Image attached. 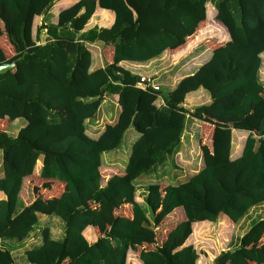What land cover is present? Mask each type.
Returning <instances> with one entry per match:
<instances>
[{"label": "trees", "instance_id": "16d2710c", "mask_svg": "<svg viewBox=\"0 0 264 264\" xmlns=\"http://www.w3.org/2000/svg\"><path fill=\"white\" fill-rule=\"evenodd\" d=\"M58 1L0 0V63L24 56L0 74V121L27 118L16 135L0 127V264H198L193 224L216 222L232 230L213 264H264V0H74L54 20ZM98 8L113 21L97 23ZM213 17L229 41L174 84H164L160 63L139 65L186 53ZM142 76L160 88L142 86ZM107 98L103 112L116 117L97 132L92 121ZM131 126L139 135L128 163L103 183V154ZM194 140L203 165L187 175L179 169ZM25 177L39 181L35 192L57 181L56 200L28 205ZM137 190L130 215L114 213ZM177 210L182 219L160 241Z\"/></svg>", "mask_w": 264, "mask_h": 264}, {"label": "rangeland", "instance_id": "374dc122", "mask_svg": "<svg viewBox=\"0 0 264 264\" xmlns=\"http://www.w3.org/2000/svg\"><path fill=\"white\" fill-rule=\"evenodd\" d=\"M215 20L216 19L214 17L212 19L208 18L207 21L201 25V28L197 32H195L192 35V37L188 40V42L190 41L189 43H193V45L191 48L187 49V52L185 51L186 53H184V55L182 56L185 59L184 58H182V60L180 59L181 62L178 65H176L174 69H172L171 67H168L167 73L162 72L163 74H165L163 75L164 77H166L167 75V81H168L167 84H171V85L174 84L180 78V76H182L184 73L191 72L195 67L202 64L211 55L212 49L216 48L220 44L222 45L223 42L229 41L228 40L229 35H228L226 28L221 23ZM3 38L6 43V46H4V48L6 49V47H8V50L7 49L6 50L8 51V54L12 56L15 53V50H13L10 47L9 42L6 37V32H4ZM203 45H207L208 48L207 49L202 48L201 46ZM180 49H181L180 47L176 48L175 50H173L174 51L173 53H177ZM186 63H189L187 65L188 67L186 66L185 68H183ZM172 71H174V73ZM263 71H264V68H263ZM17 72L19 73L18 70ZM201 98H202V101H205V94H202ZM109 100L110 99L107 98L105 102L102 103L100 107L101 109L98 112L99 113L98 119H95L92 121V127L94 128V130H97V132L102 130V128L107 122L113 121L116 117L115 116L116 113L108 112V111L106 112V110H104L105 113L103 112L104 107H106V109L109 107V105L107 104ZM186 103L187 105H191V107H193L196 102H194L193 100L192 102H190V100H188L186 101ZM26 119L21 117V118H16V119L3 120V121H0V127L1 128L8 127L9 129L8 131L12 135H16L18 131L22 128V126L26 124ZM203 120L205 121V119ZM93 128H91L92 133H95L96 135L97 132L96 131L94 132ZM203 128L205 129V131L207 130L205 123H204ZM89 129H90V126H89ZM205 133L206 134L204 135L203 142L208 145V141H210L209 140L210 138H208L207 131ZM234 133L238 138V142L240 140L243 141L246 136V133L241 132V130L238 128L234 129ZM138 135L139 133L133 126L129 127V129L125 133L121 146L115 150L108 151L103 154V159L105 161V166L101 168L102 174H103V183H106L107 179L111 175H113L118 169L120 168L123 169L126 167L129 157H130L132 143ZM242 141H241V145H242ZM238 142L235 140L236 144H238ZM235 143H233V147L235 146ZM189 149L191 152L189 154L192 155V157H189L191 161L188 163L184 161V163H182V167L184 168L179 169L181 173H186L187 175L193 174L194 172L199 170V168L202 167L203 165L202 160H201L202 151L199 148V144L197 143V141L194 140L193 144L190 146ZM233 149H234L233 151H235V148ZM207 150L208 149L205 148V152ZM184 151L185 152L187 151L186 145L184 147ZM185 152H184V157L187 158L189 154ZM2 161H3V153H2V150H0V164L1 165H2ZM191 163L195 167H193ZM169 171H170V175L165 178H169L172 180L175 177V175L172 174L171 169ZM152 176L157 177L158 176L157 172L143 174V177L147 181H149L150 179L153 181ZM184 177L185 176L181 178H177V179L175 178V182H178L180 179H183ZM28 182L29 183L26 185L25 188H23V191H22L23 193L22 195L24 199L28 201L27 203L28 205L40 199L41 200H46V199L56 200L57 195H58L57 193H60L58 190H55L53 192V189L55 188L54 185L56 186L58 185L57 181H50V180L44 181L43 187H41L38 192H35L34 185H37L39 181L38 180L30 181V178H28ZM45 184L47 185L45 186ZM142 187L143 186L139 187L138 189H141ZM138 199L142 200V198L140 197V190H137V194H134L132 192L127 193L126 195L122 197V200L119 203L113 205L114 213L130 215V211L133 206V203L135 200H138ZM96 207H98V205ZM260 210H261L260 208L259 209L256 208L252 212V214L250 212L249 217L253 215L255 216L261 213ZM180 219H182V217L179 215L178 210H177L165 220V223L163 224V228L160 229V235H161L160 241L165 240V238L167 237L169 233V231L167 233L166 231L170 230L172 226L176 222H178ZM101 225L103 226L104 224H101ZM194 226L195 225L193 224V235L190 241L200 251V260L198 264H213L215 257L221 251L228 249L227 246H228V242L231 237L230 231L232 230V227L231 229H228L227 231L225 228H223L224 225H222L221 222L220 223L218 222L206 223L202 226H199L197 228L198 230L195 231ZM99 227L101 228V226ZM226 238H228L227 241H225Z\"/></svg>", "mask_w": 264, "mask_h": 264}, {"label": "crops", "instance_id": "0c3cea01", "mask_svg": "<svg viewBox=\"0 0 264 264\" xmlns=\"http://www.w3.org/2000/svg\"><path fill=\"white\" fill-rule=\"evenodd\" d=\"M73 1L74 0H69V1L59 0L57 3H55L54 7L51 10V13L54 15L53 19L56 20V17L58 16V13L60 12V10H62L65 7H68L70 5L69 3L73 2ZM57 4H59V5H57ZM94 17L96 18L95 21L97 23H99L100 25H107V23L113 21V19H114V13L111 12V11L104 10L102 8H98L96 10L95 14H94ZM182 49H180L179 51H181ZM112 51H113V49H112ZM112 51H111V53H112ZM173 52H174L173 50H172V52L170 54L167 53V52H164L161 56H159L157 58H154V59H152V60H150L148 62H145L143 64H139V65L142 68L145 69V67H150L151 65H156V63H160L161 67L157 71H159V73L160 72L161 73L162 72H164V73L165 72H168V67H171L173 69L175 67V64L178 65L179 64L178 62L180 61V59L184 58V57H182L184 55V53L180 55V52L179 53L178 52L177 53H173ZM125 64H128V66H130L132 63L128 62V63H125ZM188 64L189 63H186L183 68H185ZM100 65H104L103 59L101 57V53H100V57H99V59L97 61V66H100ZM164 84H167V83H164ZM206 99H208V97ZM205 123H207L208 125H211L212 126L211 123H208V122H205ZM240 151H241V149H240ZM0 174H1V171H0ZM28 178L29 177H25L24 178L23 188H24L25 182H26V180H28ZM22 191H23V189H22ZM25 201H26V203H28V201L26 199H25ZM90 236H91V238L96 237L95 232L93 231V234H90Z\"/></svg>", "mask_w": 264, "mask_h": 264}, {"label": "water", "instance_id": "95a60500", "mask_svg": "<svg viewBox=\"0 0 264 264\" xmlns=\"http://www.w3.org/2000/svg\"><path fill=\"white\" fill-rule=\"evenodd\" d=\"M24 56L16 58L14 60H12L11 62H3L0 63V74L6 73L9 70L14 69L17 66V62L19 60H21ZM241 247H237V248H232L230 249L231 252H235L236 250L240 249Z\"/></svg>", "mask_w": 264, "mask_h": 264}, {"label": "built area", "instance_id": "2783aa9c", "mask_svg": "<svg viewBox=\"0 0 264 264\" xmlns=\"http://www.w3.org/2000/svg\"><path fill=\"white\" fill-rule=\"evenodd\" d=\"M141 85L144 87H153L155 89H159L160 86L158 84H155L154 81L150 78V77H147V76H142L141 77Z\"/></svg>", "mask_w": 264, "mask_h": 264}]
</instances>
